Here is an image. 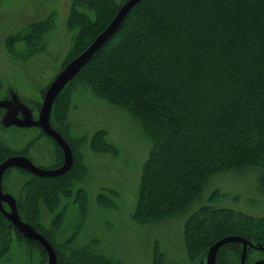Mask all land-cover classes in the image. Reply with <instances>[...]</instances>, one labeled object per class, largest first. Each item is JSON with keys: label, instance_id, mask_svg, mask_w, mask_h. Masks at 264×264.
<instances>
[{"label": "trees", "instance_id": "1", "mask_svg": "<svg viewBox=\"0 0 264 264\" xmlns=\"http://www.w3.org/2000/svg\"><path fill=\"white\" fill-rule=\"evenodd\" d=\"M126 1L73 0L69 24L78 29L66 64L88 48ZM168 6V0L135 5L56 98L51 123L73 148L71 170L41 177L16 167L28 176L16 198L19 213L54 245L57 264H114L97 239L75 245L80 230L64 243L56 241L72 204L80 207L84 218L87 211L85 190L78 187L84 173L77 148L85 139L71 135L67 119L72 87L78 83L125 111L151 141L136 218L160 222L198 204L184 227L191 260L201 261L215 242L229 235L264 247V217L217 205L229 196L220 188L202 203L205 188L228 171L255 169L264 196V0H179ZM48 23L31 25L36 35L29 32L28 41L43 38ZM52 140L59 151V167L63 151ZM91 147L117 154L105 129L92 136ZM12 155L18 152L0 139V164ZM13 168L4 173L5 191ZM98 201L106 206L107 196L101 193ZM41 203L53 215L50 226L41 220ZM15 234L48 256L38 241L26 238L0 211V259L9 252ZM242 252L241 242H228L215 264H241ZM253 258V264L264 259V249L249 247L246 264ZM156 259L154 264H168L162 253Z\"/></svg>", "mask_w": 264, "mask_h": 264}, {"label": "rangeland", "instance_id": "2", "mask_svg": "<svg viewBox=\"0 0 264 264\" xmlns=\"http://www.w3.org/2000/svg\"><path fill=\"white\" fill-rule=\"evenodd\" d=\"M178 1L168 0V7ZM72 4L73 0H0V139L11 150L18 154L25 151L24 155L36 165L48 169L57 168L58 163L59 151L52 138L40 126H6L3 120L8 112L18 109L25 120H38L45 92L66 67L78 29L69 24ZM45 21L49 23L43 28L44 37L28 41L31 25ZM74 87L67 119L71 135L85 139L77 151L84 173L78 187L85 190L87 211L84 218L80 207L72 204L56 237L57 243H64L69 235L80 230L75 245L97 239L114 264H154L159 253L168 264H205V259H190L184 236L185 223L198 204L160 222L136 218L143 165L151 149L149 137L125 111L91 89H83L79 83ZM100 129L107 130L109 142L117 148L116 155L92 149L91 138ZM254 170L216 175L205 188L202 203L213 189L220 188L229 196L217 205L264 217V196ZM27 178L14 167L5 179L6 192L20 197ZM101 193L107 196L106 206L98 201ZM41 204V220L50 226L53 215ZM8 250L0 264L48 263V256L39 247L30 245L18 234Z\"/></svg>", "mask_w": 264, "mask_h": 264}, {"label": "water", "instance_id": "3", "mask_svg": "<svg viewBox=\"0 0 264 264\" xmlns=\"http://www.w3.org/2000/svg\"><path fill=\"white\" fill-rule=\"evenodd\" d=\"M142 0H127L119 9L111 23L97 36V38L82 53L76 56L53 80L47 91L40 109L38 120L27 121L15 117L16 110L9 112L3 122L6 126L16 124L19 126H40L41 129L50 137H52L63 151V164L57 168H42L36 165L29 157L25 155H12L6 158L0 164V211L24 234L31 240L38 241L47 251L48 263L57 264L58 257L54 245L41 232H39L31 223L25 221L18 210L16 198L7 193L3 189L4 173L11 167H18L27 170L41 177L62 176L74 165V152L68 140L56 129L51 123V113L54 102L61 91L68 83L81 71V69L92 59V57L113 37V35L121 27L122 23L132 10V8ZM4 105V104H2ZM5 203L9 209L5 207ZM231 241H239L243 244V252L241 255V264H246L247 252L249 247L264 249L262 245H255L250 240L239 236L229 235L215 242L208 250L204 258L205 264H215L220 248ZM264 263V259L257 260L254 264Z\"/></svg>", "mask_w": 264, "mask_h": 264}, {"label": "flooded vegetation", "instance_id": "4", "mask_svg": "<svg viewBox=\"0 0 264 264\" xmlns=\"http://www.w3.org/2000/svg\"><path fill=\"white\" fill-rule=\"evenodd\" d=\"M11 107L13 108L14 106L11 105ZM19 111H17V113L15 114V117H18V118H23L24 119V114H22L20 111V109H18ZM8 112V111H7ZM9 113V112H8ZM7 113V114H8ZM2 184H3V181H2ZM5 191V190H4ZM6 192V191H5ZM17 200V199H16ZM18 205V204H17ZM5 207L7 209H9L8 205L5 203Z\"/></svg>", "mask_w": 264, "mask_h": 264}]
</instances>
